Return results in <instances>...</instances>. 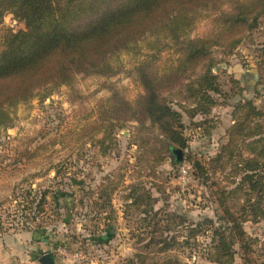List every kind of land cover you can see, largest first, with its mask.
<instances>
[{"label":"rangeland","instance_id":"rangeland-1","mask_svg":"<svg viewBox=\"0 0 264 264\" xmlns=\"http://www.w3.org/2000/svg\"><path fill=\"white\" fill-rule=\"evenodd\" d=\"M133 1L146 3L77 4L69 26L82 32L108 10L120 20ZM255 1L180 8L166 0L165 12L136 13L137 21L158 23L122 29L95 69L5 107L0 251L10 250L7 264H44L46 255L54 264H221L231 254V264H264V201L253 195L258 212L243 208L250 191L234 176L264 128V117L238 111L250 101L264 115V73L254 87L241 82L261 63L264 71V14L235 21ZM28 28L16 0H0V53L4 38ZM249 113L256 120L238 135L235 118ZM229 152L230 161L214 162ZM221 203L235 224L249 217L242 246L218 257L211 239L227 217Z\"/></svg>","mask_w":264,"mask_h":264},{"label":"trees","instance_id":"trees-1","mask_svg":"<svg viewBox=\"0 0 264 264\" xmlns=\"http://www.w3.org/2000/svg\"><path fill=\"white\" fill-rule=\"evenodd\" d=\"M98 1L16 0V3L24 11L29 28L27 31L11 34L3 41L4 48L0 53V118L7 116L5 107H16L21 102L33 99L41 90L47 91L51 87L68 85L72 82L75 74L98 67L105 59L107 52H111L117 47V36L122 29L158 23V17H152L147 23L137 21L140 17H136V13L144 12L147 9L151 13L158 9L165 12L166 9V0H146L145 4H135L133 1L127 5L126 12L120 20L116 10H108L82 32L72 31L69 26L72 9L77 4H87L91 7ZM172 1L182 8L198 0ZM79 14L80 11L74 13L73 17ZM262 14H264V0H257L247 3V6L242 8L241 15L235 17V21L245 22L250 19L256 21L257 17ZM219 40L223 39L219 38ZM204 48L205 45H202L201 50ZM262 66L261 63L259 66L260 76L264 73ZM213 91L217 92V90ZM152 101L154 102V100ZM240 110H247V112L252 110L253 114L259 116L257 119L264 117L263 113H254L255 109L250 101L244 105L241 103L238 108V111ZM148 111L152 115V106H149ZM171 113L174 116H179L175 112ZM255 120L251 113L238 124H236L238 120L235 118V125H238L234 129L235 133L241 134L238 128L242 123L248 122L251 125ZM257 132L258 139L253 145H257L258 149L256 152L249 149L253 158L243 159L241 157L239 167L234 168V176L241 179L240 188L247 186L250 191L245 194L249 199L245 200L246 204L243 205V208L247 206L248 210H253V212H258L261 207H257L258 204H251V197L256 195L259 200L264 201V128L258 126ZM244 137L248 140L251 136L244 135ZM225 151H228V147L225 148ZM219 155L214 162H219L221 159L223 163L224 160L230 161L234 153L229 152L223 158ZM226 165L228 164L222 167L225 169ZM212 171L213 169L210 172ZM221 206L225 208L227 217L223 219V227L214 229L211 239L215 243L218 257H223L229 249L234 250L235 245L242 246L246 239L244 224L248 222L247 218L249 217L247 216L240 224H235V221L230 220L232 214L226 204L221 203ZM230 224H234V226L230 227ZM197 235L194 234V236ZM233 257L234 255L231 254L229 256L231 261L220 260V263L231 264Z\"/></svg>","mask_w":264,"mask_h":264},{"label":"crops","instance_id":"crops-1","mask_svg":"<svg viewBox=\"0 0 264 264\" xmlns=\"http://www.w3.org/2000/svg\"><path fill=\"white\" fill-rule=\"evenodd\" d=\"M258 75H259V73L255 75V74H251L249 72L247 74H245L246 77L241 79V82H243L242 86H244V88L252 87L251 83H253L255 80L258 81ZM250 78H253V79H251V81L248 82L250 80ZM254 86H255V83H253V87ZM10 253H11L10 250H8V251H3V250L0 251V264L9 263V261H10Z\"/></svg>","mask_w":264,"mask_h":264},{"label":"water","instance_id":"water-1","mask_svg":"<svg viewBox=\"0 0 264 264\" xmlns=\"http://www.w3.org/2000/svg\"><path fill=\"white\" fill-rule=\"evenodd\" d=\"M174 153L177 156V161H181L182 160V156H183V152L181 150H177ZM42 262L44 264H54L50 255L44 256L43 259H42Z\"/></svg>","mask_w":264,"mask_h":264},{"label":"built area","instance_id":"built-area-1","mask_svg":"<svg viewBox=\"0 0 264 264\" xmlns=\"http://www.w3.org/2000/svg\"><path fill=\"white\" fill-rule=\"evenodd\" d=\"M16 264H31V263H23V262H22V263H16Z\"/></svg>","mask_w":264,"mask_h":264}]
</instances>
